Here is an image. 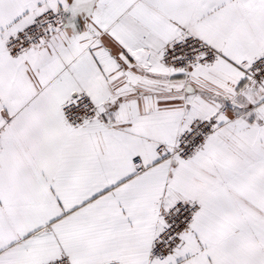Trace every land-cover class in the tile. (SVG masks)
Instances as JSON below:
<instances>
[{"label": "snow or ice", "instance_id": "6c2138e0", "mask_svg": "<svg viewBox=\"0 0 264 264\" xmlns=\"http://www.w3.org/2000/svg\"><path fill=\"white\" fill-rule=\"evenodd\" d=\"M0 264H264V0H0Z\"/></svg>", "mask_w": 264, "mask_h": 264}]
</instances>
